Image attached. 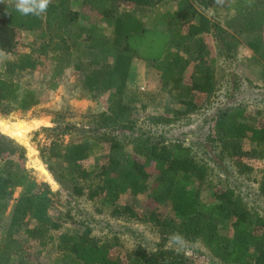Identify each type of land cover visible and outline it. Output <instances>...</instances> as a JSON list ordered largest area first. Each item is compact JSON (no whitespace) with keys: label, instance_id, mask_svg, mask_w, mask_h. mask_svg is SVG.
I'll return each instance as SVG.
<instances>
[{"label":"trees","instance_id":"trees-1","mask_svg":"<svg viewBox=\"0 0 264 264\" xmlns=\"http://www.w3.org/2000/svg\"><path fill=\"white\" fill-rule=\"evenodd\" d=\"M169 1L51 0L45 14L34 16L21 15L15 0H1L0 52L15 58L5 61V77H0V114L25 112L38 103V91L29 83L16 96L12 78L20 72L35 71L41 59L49 64L47 89L53 90L62 79L71 78L75 98L90 101L113 86V93L121 99L134 55L150 59L175 108L165 116H150L147 122L152 127H169L202 110H216L215 149L228 158L236 176L258 173L256 190L264 198V107L246 118L236 111V122L228 130L221 129L226 110L232 113L235 109L213 107L219 88L235 90L227 81L220 87L216 84L215 56L221 58L227 80L238 45L232 32L227 36L222 31L220 21L205 16L214 0H175L172 10L158 13L160 27H146L129 13L115 16L120 5L154 8ZM245 1L248 6L230 19H237L236 25L241 26L236 33L255 35L246 47L264 56V0ZM75 3L80 6L78 10ZM82 9L110 26L112 33L109 43L102 44V40L94 41L91 28L85 27L84 40L89 43L78 54L74 42L63 32L76 26ZM229 24L226 26L231 29ZM24 32H39L41 41L37 47L16 54L18 36ZM232 81L237 89L244 83L234 81V76ZM131 113L128 104L113 101L93 116L95 127L87 129L81 139L63 143L58 131L48 146L39 149L42 162L59 187L54 193L25 167L24 148L0 133V264H28L27 243L35 242L44 249L52 241L55 250L73 264H184L182 255L166 247L169 240L199 242L222 264H264V219L245 207L243 197L229 188L212 193L213 204L207 213L200 197L206 164L198 162L191 148L180 141L145 133L123 134L125 129L133 130ZM229 136L253 147L242 150L238 146L230 151ZM94 142L106 150L88 166L85 162ZM14 192L17 196L6 215ZM54 198L61 201V207H67V217L78 225L77 233L60 232L65 221L54 214ZM78 200L90 202L93 212L84 213ZM106 211L107 220L100 215ZM118 220L149 225L158 235V243L148 251L139 244L123 251L116 242L119 233L113 240L105 239L110 233L107 224ZM173 233L179 234L175 240L170 239Z\"/></svg>","mask_w":264,"mask_h":264},{"label":"rangeland","instance_id":"rangeland-1","mask_svg":"<svg viewBox=\"0 0 264 264\" xmlns=\"http://www.w3.org/2000/svg\"><path fill=\"white\" fill-rule=\"evenodd\" d=\"M174 4L175 0L154 8L120 5L116 10L115 16L129 13L144 23L146 27H160V22L156 18L158 13H163L165 10H172ZM247 6L248 3L245 0H225L223 6L216 5L214 0L209 9L204 12L205 16L209 19L220 21L222 31L227 36L231 35L232 32L233 37L238 41L235 56L230 62V65L233 66V71L228 73L227 80L223 77L224 70L221 65V58L215 56L214 59L216 84H219L220 87V83L223 84V81H227L231 83L230 88L235 89L233 92L228 90L225 92V88H219L218 96L213 101V107L215 109H235L232 113L226 110L227 118L221 126V129L225 130H228L235 124V114L233 113L236 111L240 112L246 118V116L264 107L263 52L253 53L250 51L246 47V43L252 41L255 35L251 33H236L237 30L238 32L240 31L238 27L241 26L236 25L237 19H230L231 16L237 15L241 9ZM74 7L78 10L80 6L78 3H75ZM229 23L231 24V29L229 26H226ZM85 27L91 28V37L94 41L97 40L101 43L102 40V44L109 43L112 28L101 22L91 12L82 9L76 26L69 27L63 32L64 37L74 42V51L76 53L79 54L83 47L89 43V41L84 40L85 33H83V30ZM261 40L262 46L264 47V34ZM40 41L39 32L20 33L16 46V54L29 51L28 48L30 47H37ZM18 46L20 47L18 48ZM14 58L15 55L0 52V77H5L3 74L5 61H14ZM188 58L190 59V56ZM152 61L134 55L121 99L113 93L114 86L99 96L96 101L75 98L76 93L71 89L70 85L71 78L68 80L62 79L53 90L47 89L48 80L46 76L49 64L42 59L39 60L40 66L35 71L20 72L14 76L12 81L15 83L16 96H19L26 83H29L31 89L38 91L39 95L38 103L25 112L13 111L8 115L0 114V120L9 123L21 121L26 125L32 122L36 124V126L33 124L27 133L26 145L14 140L25 150V167L32 171L37 182L46 183L51 192H56L59 187L49 175L46 165L42 162L39 156V149L48 146L58 131L62 135L60 138L63 143L81 139L82 135H87L85 132L87 129L90 130L95 127L93 116L104 111L107 104L113 101L125 103L130 106V110L132 111L130 119L133 120L134 125L133 130L125 129L122 132L123 134L131 136L145 133L154 137H161L166 141H180L191 148L194 158L198 162H204L206 164L207 171L205 181L200 186L202 190L200 197L202 200L201 206L204 207L207 213L212 208V193L229 188L243 197L245 207L264 219V198L260 197L256 190L259 174L253 173L247 177L236 176L228 158L221 155L215 149L216 142L214 141L213 116L216 114V110H202L195 115L181 119L169 127H152L147 122L148 117L165 116L175 108L166 94L168 87L166 88V86L160 83L154 73L155 64ZM232 76H234V81L243 80L244 82L240 84L238 89L235 86L236 83L232 81ZM115 133L119 134L120 132ZM227 140L231 143L230 151L238 146L244 150L251 145L249 142L236 137L230 138L229 136ZM27 146L34 151V156L44 167L49 179L40 177L35 169L31 167L27 157ZM255 146L258 147L257 145ZM105 150L104 145L102 146V144L94 142L89 153V159L85 162V165H92L96 158L103 154ZM16 196L17 192H14L11 200L8 202V207L5 212L6 215H8L10 206L14 203L13 200ZM54 200V214H57L61 221H65L61 224L60 232L66 234L77 233L78 225L72 223L69 217H67V207H61V201L56 198ZM76 202L84 213L88 214L93 212V205L90 202L87 203L81 200ZM76 211L74 209L73 213ZM100 215L103 216V219L107 220V211ZM214 217L216 216L214 215ZM219 220L220 218L217 217V221ZM107 226L109 227L110 233L105 239L113 240V236L119 233V236L115 235L116 242L121 246L120 248L123 251L138 244L148 251V249H152L153 245L159 241L158 235L149 225L139 224L134 220L113 221L109 222ZM12 239H16V236H12ZM26 246L25 260L28 264H73L68 258L63 257L55 250L53 241L47 244L44 249H41L35 242H29ZM166 247L182 255L184 264H222L216 258L212 257L199 242H177L169 240L166 243Z\"/></svg>","mask_w":264,"mask_h":264},{"label":"bare ground","instance_id":"bare-ground-1","mask_svg":"<svg viewBox=\"0 0 264 264\" xmlns=\"http://www.w3.org/2000/svg\"><path fill=\"white\" fill-rule=\"evenodd\" d=\"M33 124L36 126L35 122L26 125L24 124V122L21 121H17L15 123H9L7 121L0 120V133L8 137H11L13 140H15L18 143H23V145H26L27 133L29 132V129L32 127ZM26 150H27L28 161L31 167L35 169V171L40 177L49 179L44 167L34 156V151L29 146H27Z\"/></svg>","mask_w":264,"mask_h":264},{"label":"clouds","instance_id":"clouds-1","mask_svg":"<svg viewBox=\"0 0 264 264\" xmlns=\"http://www.w3.org/2000/svg\"><path fill=\"white\" fill-rule=\"evenodd\" d=\"M224 2L225 0H215V4L220 6H223ZM50 4L51 0H15V8L21 15H43ZM178 236V233H173L170 239L175 240Z\"/></svg>","mask_w":264,"mask_h":264}]
</instances>
